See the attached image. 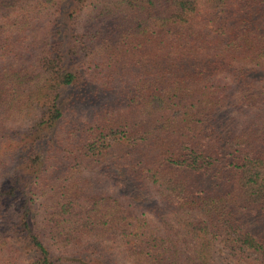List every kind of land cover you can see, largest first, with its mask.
I'll list each match as a JSON object with an SVG mask.
<instances>
[{
    "label": "trees",
    "instance_id": "obj_1",
    "mask_svg": "<svg viewBox=\"0 0 264 264\" xmlns=\"http://www.w3.org/2000/svg\"><path fill=\"white\" fill-rule=\"evenodd\" d=\"M0 264H264V0H0Z\"/></svg>",
    "mask_w": 264,
    "mask_h": 264
}]
</instances>
